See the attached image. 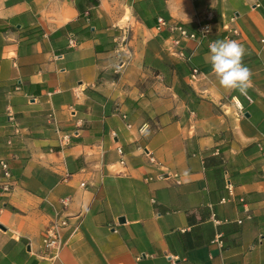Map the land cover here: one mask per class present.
Returning a JSON list of instances; mask_svg holds the SVG:
<instances>
[{
    "label": "crops",
    "instance_id": "crops-1",
    "mask_svg": "<svg viewBox=\"0 0 264 264\" xmlns=\"http://www.w3.org/2000/svg\"><path fill=\"white\" fill-rule=\"evenodd\" d=\"M227 39L243 95L206 61ZM261 40L264 0H0V264H264Z\"/></svg>",
    "mask_w": 264,
    "mask_h": 264
},
{
    "label": "clouds",
    "instance_id": "clouds-1",
    "mask_svg": "<svg viewBox=\"0 0 264 264\" xmlns=\"http://www.w3.org/2000/svg\"><path fill=\"white\" fill-rule=\"evenodd\" d=\"M245 49L234 40H216L209 45L206 61L227 89L246 94L250 86L251 71L242 62ZM87 211V209H85Z\"/></svg>",
    "mask_w": 264,
    "mask_h": 264
},
{
    "label": "built area",
    "instance_id": "built-area-1",
    "mask_svg": "<svg viewBox=\"0 0 264 264\" xmlns=\"http://www.w3.org/2000/svg\"><path fill=\"white\" fill-rule=\"evenodd\" d=\"M200 21L196 24L195 29L189 30L182 24H167L168 29L174 34L169 36L170 50L171 52L179 57H185L181 42L184 40H202L208 37L212 32V22L214 19V13L211 11L205 12L199 16ZM163 23L162 20H160ZM164 26L166 24H160ZM160 28V27H159ZM235 32V31H234ZM229 40V39H227ZM264 41V40H261ZM151 162H154L155 159L153 156L149 157ZM174 177L177 178V175L174 174ZM178 182V181H177ZM82 185H84L82 183ZM66 224L65 220H62L60 223H55L52 226L46 228L41 237V247L44 255H47L49 258H53L57 255L58 251L62 246L60 239L59 228Z\"/></svg>",
    "mask_w": 264,
    "mask_h": 264
}]
</instances>
